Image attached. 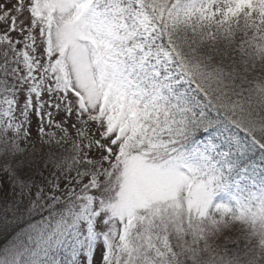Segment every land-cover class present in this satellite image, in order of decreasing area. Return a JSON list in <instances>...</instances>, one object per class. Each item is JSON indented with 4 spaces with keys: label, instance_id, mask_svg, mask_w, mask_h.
I'll list each match as a JSON object with an SVG mask.
<instances>
[{
    "label": "snow or ice",
    "instance_id": "1",
    "mask_svg": "<svg viewBox=\"0 0 264 264\" xmlns=\"http://www.w3.org/2000/svg\"><path fill=\"white\" fill-rule=\"evenodd\" d=\"M0 264H264V0H0Z\"/></svg>",
    "mask_w": 264,
    "mask_h": 264
}]
</instances>
